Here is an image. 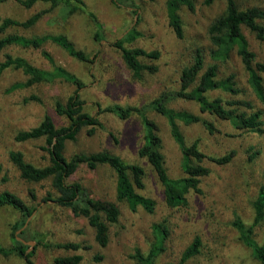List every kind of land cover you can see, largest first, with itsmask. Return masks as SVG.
<instances>
[{
    "label": "rangeland",
    "instance_id": "1",
    "mask_svg": "<svg viewBox=\"0 0 264 264\" xmlns=\"http://www.w3.org/2000/svg\"><path fill=\"white\" fill-rule=\"evenodd\" d=\"M102 24L101 40L93 39L95 27L87 14L76 12L69 14L68 8L58 6L45 13L30 27L9 26L0 31V37L7 34H22L27 37L46 34H65L77 48L88 55L98 53L94 63H85L69 56L57 44L46 41L41 48L22 47L10 44L0 50V62L6 55L22 56L29 62L43 69H51L41 49L47 50L56 64L64 66L79 77L85 84L80 90L84 109L99 117L101 126L93 134L87 128L81 130L76 139L66 144V156L74 152L109 150L120 155L126 162H137L146 171V186L141 192L156 201L153 213L141 208L131 210L123 201L115 197V174L107 166L95 169L81 164L69 177L71 182H79L90 196L106 199L117 204L120 215L110 227V241L105 247L99 246L94 239L93 229L82 216H75L66 208L53 203L41 202V197L49 189V181L33 182L23 179L18 169L9 161L7 152L19 149L25 158L36 164L47 162L40 149L45 144L44 138L18 142L14 135L19 130L37 125L45 114H49L57 127L67 124V119L56 113L57 100L65 102L75 87L61 79L42 81L28 87L12 89L11 86L22 82L26 75L21 69L7 67L0 72V191L10 190L23 198L36 210L29 219L26 243L30 249L36 247L32 260L34 264H54L53 258L70 255L71 250L55 246L44 247L30 236L43 233L47 241L79 242L83 247L77 250L82 254L78 264H137L131 257L136 247L146 251L151 240V225L155 221L165 220L170 228L168 250L158 258L156 264H178L179 258L195 236H199V252L188 257L187 264H260L238 237L232 225L234 214L245 223L253 221L252 202L259 187L264 184V131L260 134H239L224 121L199 112L193 101L171 99L169 105L176 109H186L196 114L213 119L219 132L210 134L200 123L181 124L186 141L197 140L202 151L209 155H223L229 150L236 153L231 161L224 165L208 163L211 173L201 181L203 193L190 192L188 204L180 208L166 206L163 187L158 181L152 167L137 149L143 142L144 128L136 113L127 119H120L107 111H100L99 105L105 107L113 103L131 105L143 110V114L154 120L158 133L163 140L165 165L171 176L182 174L180 169V152L173 142L166 119L159 113L147 108V104L162 92L176 87L179 69L192 60L195 48L209 46L207 27L219 16L225 7L224 0H214L206 4L204 0H193L195 11L182 6L180 13L183 20L184 35L178 39L167 24L165 0H135L140 9L135 14L113 0H84ZM241 5L257 4L264 7V0H238ZM48 7L43 1L24 7L17 0H0V23L6 17L24 20L34 12ZM264 23V21H263ZM129 27L141 32L132 45L146 49H158L159 59L142 58L143 63H153L158 69L144 72L140 78L135 77L123 63L120 54L112 46V40L122 35ZM251 47L264 60V45L259 43L252 33L244 30ZM234 74L242 92L237 97L251 99L263 113L264 103L256 101L249 91L246 74L235 57L220 67L218 77ZM264 76V75H263ZM210 95L227 94L218 91ZM145 108V111L143 107ZM264 128V124H263ZM256 152L254 157H250ZM33 190L37 198L30 195ZM20 217L17 210L10 206L0 207V243L11 242L12 225ZM254 238L261 243L264 240V220L254 228ZM89 246L85 248L84 246ZM101 255V259H96ZM0 264H27L17 255H0Z\"/></svg>",
    "mask_w": 264,
    "mask_h": 264
},
{
    "label": "trees",
    "instance_id": "2",
    "mask_svg": "<svg viewBox=\"0 0 264 264\" xmlns=\"http://www.w3.org/2000/svg\"><path fill=\"white\" fill-rule=\"evenodd\" d=\"M24 7H31L38 1L48 4V7L38 10L24 20L6 17L0 23V31L9 26L30 27L45 13L58 6L68 8L69 14L76 12L87 14L93 22L95 31L93 39L101 40L102 24L97 16L88 9L84 0H17ZM214 0H204L211 4ZM223 12L213 19L207 27L209 46L197 47L194 50L191 62L184 64L178 72L176 87L171 91L162 92L152 99L147 108L163 116L168 124L169 134L180 152V169L182 174L171 176L165 165L163 140L158 133L157 123L144 115L142 109L131 105L113 103L105 107L99 105L100 111H107L120 119H127L136 113L141 117L144 125L143 142L137 149L139 157L144 158L152 167L158 181L163 187L164 201L169 208H180L188 204L190 192L201 194V181L211 173L208 163L224 165L231 161L235 150H229L223 155H209L201 150L197 140L186 141L181 124L189 125L200 123L210 134L219 132L215 121L201 114L186 109H176L169 105L171 99L193 101L200 113L224 121L231 129L239 134H260L263 128V113L249 98L237 97L242 89L238 86L234 74L218 77L220 67L233 62L236 57L246 74L249 91L256 101L264 103V60L251 47L244 30L254 35V38L264 45V7L257 4L241 5L238 0H224ZM119 6H124L133 13L140 9L135 0H113ZM165 14L167 24L174 35L181 39L184 35L183 20L180 10L182 6L195 11L193 0H165ZM141 32L135 27L127 28L124 33L114 40L112 46L118 51L125 66L132 74L140 78L144 72L153 73L158 66L153 63H143L142 58L159 59L161 52L158 49H146L131 43L139 38ZM46 41H51L62 48L69 56L85 63H94L98 53L88 55L83 49L77 48L63 33L46 34L27 37L22 34H7L0 37V50L7 45L17 44L22 47L41 48ZM42 55L51 63V69H43L29 62L22 56L6 55L0 62V72L7 67L21 69L26 79L11 86L12 89L28 87L42 81L61 79L74 85L75 89L65 102L57 100L54 109L57 114L67 119V124L57 127L49 114H45L41 121L25 130H19L14 135L18 142L44 138L45 144L40 146L44 152L43 158L47 162L36 165L28 161L19 149H10L7 152L9 161L18 169L20 176L33 182L49 181L46 195L41 202L53 203L60 208L69 209L73 215L82 216L93 229L95 242L105 247L110 241V227L116 223L120 215L117 204L106 199H96L82 187L79 182L69 181V177L85 164L90 169L99 166L109 167L115 174L114 193L118 201L125 202L131 210L141 208L147 213H153L156 201L143 194L146 186V171L143 165L137 162H126L120 155L109 150L91 152H74L66 156L65 149L68 141L76 139L78 133L87 128L88 134H93L97 126H101L99 117L84 109V101L80 90L84 82L64 66L56 64L52 55L41 49ZM218 91L227 94L212 96L211 92ZM145 106L143 107L145 111ZM256 152L251 154L254 157ZM2 165L0 164V171ZM33 199L37 195L30 190ZM10 206L17 210L20 217L12 225L11 242L9 245L0 243V255H17L27 264H34L32 256L36 247L30 249L25 241L28 239V224L17 232L36 210V205H29L18 194L10 190L0 191V207ZM254 217L250 224L245 223L237 214H234L232 225L238 233L241 242L247 246L252 255L260 264H264V240L259 243L254 238L255 226L264 220V184H262L252 202ZM170 228L165 220L155 221L151 225V240L146 251L139 247L134 249L131 257L137 264H156L158 258L168 250ZM20 237V238H19ZM36 243L44 247L71 250L70 255H60L53 258L54 264H78L82 254L76 251L83 246L79 242H49L43 233L30 236ZM201 240L195 236L192 242L182 252L178 264H187L188 257L199 252ZM85 248L89 246H84ZM96 255V259H101ZM168 264H175L170 261Z\"/></svg>",
    "mask_w": 264,
    "mask_h": 264
},
{
    "label": "water",
    "instance_id": "3",
    "mask_svg": "<svg viewBox=\"0 0 264 264\" xmlns=\"http://www.w3.org/2000/svg\"><path fill=\"white\" fill-rule=\"evenodd\" d=\"M29 219H30V217L26 220V222L24 223V225L17 232H20L21 230H23L27 226ZM33 243H34V241H31L30 245H32Z\"/></svg>",
    "mask_w": 264,
    "mask_h": 264
}]
</instances>
